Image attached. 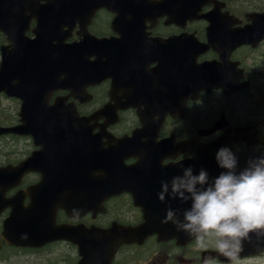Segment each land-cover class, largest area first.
Here are the masks:
<instances>
[{
	"label": "flooded vegetation",
	"instance_id": "flooded-vegetation-1",
	"mask_svg": "<svg viewBox=\"0 0 264 264\" xmlns=\"http://www.w3.org/2000/svg\"><path fill=\"white\" fill-rule=\"evenodd\" d=\"M127 1L130 5L124 8L117 5L113 11L98 10L82 26V34L81 24L76 25L69 42L83 40V88L77 93L55 92L49 97V105L63 99L66 105L74 106L78 115L87 119L88 129L101 141L104 151L115 147L116 140L143 134L142 141L156 149V154L161 142L174 152L187 141L209 142L201 135L209 128L223 133L237 127H254L264 141V40L244 43L235 35L238 29L251 24V15L264 13V0H214L193 20H187L185 0H148L154 4ZM203 63L212 65L216 84L226 83L229 87L216 86L203 92ZM235 83L241 85L234 88ZM21 106L22 102H18V112ZM34 154L35 166L24 174L22 183L0 189L5 201L19 198L22 191L41 182L48 168L41 141L27 136L0 140V170L16 166ZM187 157L182 153L162 164L181 162ZM138 161L130 157L123 163L117 159L105 166L106 157L102 156L93 159L94 165L87 166L90 172L84 176L112 179L119 175L121 166L129 170ZM49 165L55 169L54 159ZM3 181L7 180L3 177ZM117 198L96 220L88 215L82 222L99 226L113 217H135L139 224L142 213L130 196ZM24 203L29 205L31 198L25 197ZM11 213L9 207L0 212V264L81 263V256L76 254L57 256L58 248H73L68 242H51L41 248L7 244L3 234ZM57 218L58 224H72L62 210ZM216 239L214 234L205 237L214 251ZM197 246L195 240L180 246L176 240L161 242L153 237L130 246L131 251L119 253L112 264H182L185 256H191V264H203L207 255ZM261 258L236 260L235 264H261Z\"/></svg>",
	"mask_w": 264,
	"mask_h": 264
},
{
	"label": "clouds",
	"instance_id": "clouds-1",
	"mask_svg": "<svg viewBox=\"0 0 264 264\" xmlns=\"http://www.w3.org/2000/svg\"><path fill=\"white\" fill-rule=\"evenodd\" d=\"M218 165L227 169L211 183L205 169L194 174L192 167H184L182 175L161 180L158 199L169 198L191 207L183 211L168 207L162 223H172L205 247V237L214 234L216 250L229 264H235L243 242L250 234L264 235V156L251 159L248 167L236 174V155L229 148H221L216 155ZM216 257H204L203 264H213Z\"/></svg>",
	"mask_w": 264,
	"mask_h": 264
},
{
	"label": "water",
	"instance_id": "water-1",
	"mask_svg": "<svg viewBox=\"0 0 264 264\" xmlns=\"http://www.w3.org/2000/svg\"><path fill=\"white\" fill-rule=\"evenodd\" d=\"M19 0H0V29L7 32L8 20L11 17L21 16V20H27V13L21 12V9L17 5ZM53 6V19L49 21L48 28L42 25L43 30L46 33L37 35V38L33 42H28L25 35H14L21 22L17 21L18 28L13 26V32L9 34V41L12 45L2 48V63L0 67V92L6 91L9 95L23 97L31 95H40L46 93V86L49 85L54 73L59 69H67L71 67L67 62L70 52L73 50L70 47H63L62 43L54 44L57 41V28L56 23L66 18V11L68 7V0H55ZM31 7V6H30ZM29 8V7H28ZM20 29V28H19ZM24 30V27H23ZM23 30L20 29L22 32ZM56 55L54 60L49 57ZM46 56V57H45ZM55 116H48V118H54ZM226 147V144L219 145L217 148H204L203 154L207 157H213V151ZM73 149V148H72ZM75 160L77 157H82L84 153L79 155V148L74 149ZM58 230V229H57ZM145 231H150L145 229ZM180 237L189 236L187 233L180 231L178 233ZM93 236H96L93 234ZM261 238L264 235H259ZM104 244H97L95 242L92 245L83 244V252L81 247V253H87L94 251L96 254H100L98 249L103 247ZM81 246V245H80ZM264 249V248H263ZM255 250L254 252H262Z\"/></svg>",
	"mask_w": 264,
	"mask_h": 264
},
{
	"label": "rangeland",
	"instance_id": "rangeland-1",
	"mask_svg": "<svg viewBox=\"0 0 264 264\" xmlns=\"http://www.w3.org/2000/svg\"><path fill=\"white\" fill-rule=\"evenodd\" d=\"M0 109H3L5 111V113H6V115H7V117L9 119L12 118V116H13V113H12L13 106L11 105V103L9 101H7L5 99H0ZM188 259L189 258L186 257V259L183 261L182 264H191V263L188 262L189 261Z\"/></svg>",
	"mask_w": 264,
	"mask_h": 264
},
{
	"label": "trees",
	"instance_id": "trees-1",
	"mask_svg": "<svg viewBox=\"0 0 264 264\" xmlns=\"http://www.w3.org/2000/svg\"><path fill=\"white\" fill-rule=\"evenodd\" d=\"M0 40H2V37L0 36ZM0 43H1V41H0Z\"/></svg>",
	"mask_w": 264,
	"mask_h": 264
}]
</instances>
